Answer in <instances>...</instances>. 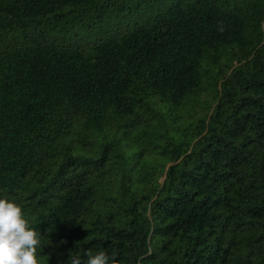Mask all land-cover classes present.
Masks as SVG:
<instances>
[{
    "label": "trees",
    "instance_id": "16d2710c",
    "mask_svg": "<svg viewBox=\"0 0 264 264\" xmlns=\"http://www.w3.org/2000/svg\"><path fill=\"white\" fill-rule=\"evenodd\" d=\"M3 198L39 264H264V0H0Z\"/></svg>",
    "mask_w": 264,
    "mask_h": 264
},
{
    "label": "clouds",
    "instance_id": "9594fccd",
    "mask_svg": "<svg viewBox=\"0 0 264 264\" xmlns=\"http://www.w3.org/2000/svg\"><path fill=\"white\" fill-rule=\"evenodd\" d=\"M40 243V233L29 226L22 207L9 199H0V264H39ZM85 255L87 258L82 260L71 253L68 264H121L115 253L109 256L105 251L93 254L88 250Z\"/></svg>",
    "mask_w": 264,
    "mask_h": 264
}]
</instances>
